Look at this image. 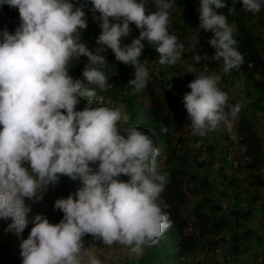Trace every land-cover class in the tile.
Segmentation results:
<instances>
[{
	"label": "clouds",
	"instance_id": "9594fccd",
	"mask_svg": "<svg viewBox=\"0 0 264 264\" xmlns=\"http://www.w3.org/2000/svg\"><path fill=\"white\" fill-rule=\"evenodd\" d=\"M89 2L101 28L99 47L91 50L81 40ZM145 2L0 0V7L18 9L21 21L14 34L7 29L0 33V219H11L5 231L17 235L33 225L21 240L22 264H102L86 249V235L139 255L172 227L160 199L166 176L157 171L160 150L154 139L135 126L122 128L126 117L120 107L93 101L97 89L112 86L104 72L108 49L116 61L134 69L128 82L134 93L146 89L150 80L148 62L140 60L143 41L156 46L160 65L175 66L183 59L185 44L168 31L175 0H154L157 10L150 14ZM242 3L253 14L264 7V0ZM225 7L223 0H201L199 29L214 34L209 44L215 55L196 54L193 61L222 62L223 73L229 74L243 63V56L236 48L235 25L217 11ZM130 23L141 34L125 45ZM81 57L87 58L82 79L73 78L69 62ZM187 74L196 77L183 97L191 134L206 137L222 124L231 129L242 106L229 103V94L219 86L221 76L191 65ZM82 99L86 107L78 111ZM160 131L169 129L161 125ZM61 176L81 185L67 198L57 186ZM55 186L62 197L54 208L62 211L63 219L52 224L37 214L29 220L32 209L26 200L40 202Z\"/></svg>",
	"mask_w": 264,
	"mask_h": 264
},
{
	"label": "rangeland",
	"instance_id": "374dc122",
	"mask_svg": "<svg viewBox=\"0 0 264 264\" xmlns=\"http://www.w3.org/2000/svg\"><path fill=\"white\" fill-rule=\"evenodd\" d=\"M180 1L183 2L184 0H175V6L170 14L168 31L185 44L183 59L175 66L160 65L156 62L160 58L156 46L150 45L146 40L143 41L144 49L140 60L141 62H148L146 66L150 80L146 89L137 93L133 92V95L137 103L143 104L145 107L154 106V113L159 119L158 124L160 123L169 129L168 143L170 149L168 152L175 150L177 157L185 156L193 162L192 167L187 169L188 174L182 179L183 196L180 199L182 201L178 203L179 197H176L174 202L180 211V217L188 223L184 227V234L190 235L193 232V227L190 225L193 221V210L198 201L202 197H206L213 203L221 204L226 210H228V204L234 201L241 204L242 211L251 210L252 215L245 222L244 229L254 230L255 235L261 237L262 244L256 243L257 240L254 239L251 243H242L240 246L242 248H239V251L235 253L229 251L230 235L227 231H223L217 236H212L209 233L204 238L201 237V234H198L199 237L191 239V244L203 241L204 247L202 249L196 248L187 263L264 264V115L250 111L252 101L246 98L242 77L239 76L235 79L227 76L226 80L221 79L219 86L229 94L230 104L239 102L242 108L245 109L244 114L247 116L250 127L247 128L237 120L231 129L222 124L216 131L208 133L206 137L191 134L190 129H188L191 121L188 119L183 97L191 91L188 84L196 77L194 74H187V68L191 65L198 72L204 71L218 75H222L223 70L222 62H209L202 59L199 64H196L193 61V56L196 54L207 55L209 58L215 55V49L209 44V40L213 38L214 34L199 29L198 4L190 3L189 6H186L188 11H183L177 6ZM239 1L242 4V12L248 20L245 21L247 28L252 31L251 33L259 34L264 39V29L259 26L260 20L264 19V7L261 8L259 13L253 14L244 10L242 0ZM145 8L146 14L157 10L154 0H146ZM184 12L186 17L182 16ZM93 15L94 12H89L86 15L88 27L85 31H81V40L87 44L90 50L99 47L96 41L101 33L99 30L101 29L100 25L93 19ZM233 24L235 25V22L229 23V25ZM129 27L130 34L126 38L132 42L133 39L139 38L141 30L134 23H130ZM196 39H198V43H195ZM104 55L109 63L104 72L108 84L112 86L106 91L97 89V100L94 99L95 97L93 100L108 107H120L126 117L120 122V126L124 128L128 115L118 94L116 93V96H114L115 86L113 81H118L125 87L132 89L128 87V82L134 79V69H129L127 65L116 61L111 49H108ZM262 55L264 57V47ZM84 58L81 57L79 61H70L68 70L72 72ZM114 77L116 80L113 79ZM78 78L82 79V74ZM155 100L158 101L160 108L154 105ZM84 101V99L81 100L76 110H83L86 107ZM238 129H241L247 138L243 139V137L238 136ZM248 130L255 133L260 139L259 144L262 147L260 155L255 153L257 142L250 137ZM216 140H218L219 149L215 152L213 146ZM162 146V144L157 146L160 150V155L157 157V171L163 175V172L167 171L169 166L166 165L168 152L163 150ZM200 149H202V152ZM197 151L200 152V155L197 154ZM196 160L202 161V168L196 165ZM25 166L27 167V165ZM192 176H196L195 180L192 179ZM257 176L260 177L259 181L256 179ZM201 177L208 178L210 182L209 192H204L203 196L201 191L195 193ZM61 179L62 176L60 181ZM57 186L60 187V184ZM26 206L32 209L28 215L29 220L37 214L46 216L45 205L39 207L35 202L26 200ZM11 223V219L7 221L0 219V264L3 263L2 255L3 252H7L6 249L9 243L19 237H28L33 227L30 223L22 234L17 235L14 232L5 231ZM85 244L86 249H90L101 260L102 264H120L125 259L138 256L130 253L129 249L119 244H113L109 247L103 245L102 242L95 241L94 238L87 239Z\"/></svg>",
	"mask_w": 264,
	"mask_h": 264
},
{
	"label": "trees",
	"instance_id": "16d2710c",
	"mask_svg": "<svg viewBox=\"0 0 264 264\" xmlns=\"http://www.w3.org/2000/svg\"><path fill=\"white\" fill-rule=\"evenodd\" d=\"M70 2L75 4L76 0H70ZM83 2L84 0H80V3ZM200 2L201 0H184L183 2H178L177 6L183 11H188L186 6H189L190 3H196L200 6ZM223 2L226 3L227 7L217 11L227 17L228 23L235 22L236 31L234 32V39L238 41L236 48L243 56V63L237 69L231 70L229 74H220L221 79L226 80L227 76L237 79L241 76L244 81L246 98L252 101L250 111L255 114L260 113L264 115V57L262 55L264 39H262L259 34L251 33L252 31L247 28V24H245L247 18L242 12V4L239 0H223ZM77 6L79 5L77 4ZM233 7L235 10L230 12L229 9ZM92 9L93 6L89 2L85 9L86 15L89 12H94ZM95 14L99 15V13ZM182 16L186 17V13L184 12ZM20 24L21 21L18 9L11 8L8 5L0 7V33L7 29L10 34H14ZM259 26L264 29V19L260 20ZM99 30L101 32V29ZM0 39H2V37H0ZM123 43L125 45L131 44V40L124 38ZM86 63L87 58L85 57L72 72L69 71V75L73 78H78L79 75L82 74ZM127 67L133 70L129 65H127ZM113 79H115V77ZM113 84L115 86L114 96H116V93L118 94L124 110L128 115V120L124 127L135 126L145 133H149L154 139L156 146L162 144L163 150L168 152L170 149L168 132L161 133V124L159 123V125L157 122L159 119L154 113V106L145 107L143 104L137 103L132 89L125 87L118 81H113ZM94 99L96 100V97ZM84 100V104H86L87 100ZM232 104L234 105L236 103ZM154 105L160 108L157 100L154 101ZM244 110L245 109L242 108L238 121L249 128L250 123L247 116L244 114ZM247 132L250 137L256 140L257 148L255 153L260 155L262 148L259 144L260 139L255 133L249 130ZM237 135L243 137V139L247 138L246 134L242 132L241 129H238ZM202 149H200L201 152ZM213 149L215 152L219 149L218 140H216ZM197 154L200 155V152L197 151ZM201 162L196 160V165L200 168L203 167ZM166 165L169 166V169L163 172V175L166 176V184L160 199L162 203L166 205L164 211L169 215L172 221V227L164 233L156 245L145 247L142 253L137 257L125 259L120 264H188L187 261L192 257L194 250L204 247L203 241H197L191 244V239L199 237L198 234H201V237L204 238V236L209 233H211L212 236H217L221 232L227 231L230 235L229 251L235 253L239 251V248H242L240 247L242 243H251V241L256 239V243L262 244L260 241L261 237L256 236L254 230L249 228L244 229L245 222H247L252 215L251 210L242 211L240 208L241 204L238 202L235 203V201L233 203L230 202L227 207L228 210H226L221 204L213 203L206 197H202L195 205L193 210V221L190 223L193 227V232L190 235H185L184 227L188 223L180 217V211L175 206L174 202L176 197H179L178 203L182 201L180 200L183 196L181 186L182 179L188 174L187 169L192 167L193 162L185 156L177 157L175 150H170L166 159ZM93 167H96V165H93ZM195 178L196 176H192L193 180H195ZM120 179L127 182L129 178L127 176H121ZM256 179L259 181L260 177L257 176ZM59 184L64 198H67L70 194H74L81 186L79 181L74 182L70 178L64 176H62ZM209 186L210 182L208 178L201 177L200 184H198L195 193L201 191L203 196L204 192H209ZM89 238L93 237L91 235H86L84 237V242ZM6 250L7 252H3L2 255V264H22L20 252L12 253L8 250V247Z\"/></svg>",
	"mask_w": 264,
	"mask_h": 264
},
{
	"label": "built area",
	"instance_id": "2783aa9c",
	"mask_svg": "<svg viewBox=\"0 0 264 264\" xmlns=\"http://www.w3.org/2000/svg\"><path fill=\"white\" fill-rule=\"evenodd\" d=\"M62 197V193L59 188L50 187L49 190L45 193L44 199L40 202H35L37 205L46 207V216L50 223L58 224L63 219V213L60 210L54 208V203L57 199ZM26 238H18L13 240L8 245V250L12 253L20 252V244L22 239Z\"/></svg>",
	"mask_w": 264,
	"mask_h": 264
},
{
	"label": "crops",
	"instance_id": "0c3cea01",
	"mask_svg": "<svg viewBox=\"0 0 264 264\" xmlns=\"http://www.w3.org/2000/svg\"><path fill=\"white\" fill-rule=\"evenodd\" d=\"M238 199H240V198H238ZM244 205V204H243Z\"/></svg>",
	"mask_w": 264,
	"mask_h": 264
}]
</instances>
